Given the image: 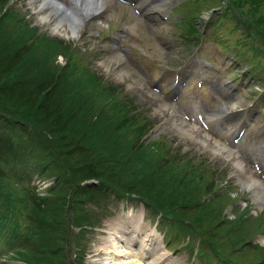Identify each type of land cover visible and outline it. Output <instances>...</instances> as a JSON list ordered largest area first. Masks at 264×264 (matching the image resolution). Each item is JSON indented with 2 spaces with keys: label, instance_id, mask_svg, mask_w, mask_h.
<instances>
[{
  "label": "rangeland",
  "instance_id": "rangeland-1",
  "mask_svg": "<svg viewBox=\"0 0 264 264\" xmlns=\"http://www.w3.org/2000/svg\"><path fill=\"white\" fill-rule=\"evenodd\" d=\"M39 1L0 0V4L3 5L0 17L5 10H10L37 34L35 41H32V44L36 45L34 50L27 47L23 49L19 44L17 46L13 43L9 53L4 54L3 51L6 50L4 46L10 45L6 42L13 33L14 25H10L7 32H2L4 34L0 40L2 59L5 62L9 60L10 65L24 57H28L29 62L34 66L37 61L48 62V67L55 71L54 77L59 79V82L64 80L61 75L67 67V62L87 69L98 79L101 88H106L104 92L110 94L107 99L101 95L98 98L100 106L96 103L94 108L105 106L104 113L111 115L112 119V115L119 113L121 109L119 106L124 107V112L129 118L138 121L134 127L135 132H138L137 127L146 128L142 137L137 138L133 132L128 136L129 138L134 141L138 139L139 146L160 142L161 146H164L165 157L179 163L186 175L190 176L191 169L199 167L211 180L208 184L199 180L202 185L205 187L213 185L202 196L204 204L201 205L205 209L215 205H221L223 208L216 212L220 213L221 218L211 219L215 222L213 231L218 229L217 234H225L227 228H231L230 232L237 241L235 247L245 249L243 252L238 250L234 259L247 264H264V250H262L264 206L253 199L252 193L260 188L259 183L253 188L250 187L253 179H261L260 181L264 182L262 179L264 176L260 174V171H264V42L257 28L259 31L264 29L262 22H259L260 25H257L256 21L250 22L255 14L249 13L252 7L246 5L242 8L241 3L238 4L234 0H80L90 2V8L101 4L104 6L100 12L84 20L85 22L80 19L81 26L76 27L75 30L71 28L73 27L71 21L64 17L65 13L57 12L59 15L53 17L52 11L55 10L48 5L39 6ZM51 1L63 9L70 8L75 3V0ZM72 11L74 13V9ZM74 16L78 19L79 13H74ZM74 32H76L75 37ZM38 36L55 45L58 44L60 48L49 52L51 49L49 45L41 43L37 39ZM63 51L71 53L72 57L66 58ZM33 53H37L36 60ZM29 57L34 59V62ZM45 57H48V61ZM24 65L28 66L27 63ZM37 69L39 68H36V72ZM2 71L3 69H0V81L3 82L6 76L3 77ZM12 75L20 80L23 78L25 88L30 81H35V77L32 79V71L26 77L15 73ZM2 82L0 88L3 87L2 91H7ZM40 82L42 81L39 80ZM8 87L11 90V87ZM91 88L87 84L82 85V91L86 93ZM58 90L55 94L59 96L64 88L60 87ZM15 94L19 95L16 92ZM257 100L258 105H256ZM232 104L237 106L234 112L225 111ZM20 111L21 114L18 113L17 116L13 112L11 117L26 120L30 123V127L26 130L30 133L34 131L35 134L30 137L25 136L26 141L21 145L22 139L10 145L17 151L20 150L22 157H19L20 160L16 165L13 164L8 168L7 181L3 177L1 185L6 186L5 189L8 190L9 183L12 182L10 188L13 190L17 187L18 193L23 194L21 197H28L23 191L27 187L31 193L47 200L48 204L54 206V203H57L61 206L59 215L62 217V223L57 227H64L67 221L68 236L65 239L59 230L53 232L64 237L60 242L56 241L59 249L64 250L63 255L66 258L64 264H93L94 261L104 264L105 256H95V254H97L96 250L102 247V242L107 239V232L110 231L107 225L109 221L122 220L124 215L130 212L140 214L142 218L144 217L146 225L153 230L156 228L160 221L159 214L150 213L135 196L136 194L120 197L115 193H109L103 203L99 202L102 210L93 203L87 202L85 208L92 210L94 216L91 225L74 226V181L73 177L71 181L69 177L73 170L69 169L68 174H65V171L68 166L79 164L80 160L83 165L85 161L79 158L77 153L73 156L74 151L72 153L71 150L62 155L64 162H59L58 158L61 154L52 146L55 142L53 137L41 129L39 123L34 125L35 118L30 112L27 113L25 107ZM31 112L35 113V110ZM90 118L91 114L87 122L85 121L86 124H82L83 127L90 125ZM109 120L108 118L107 121ZM61 123L68 128L67 123L64 121ZM181 123L183 127L186 126L185 130L187 128L190 134L194 133L196 136L197 133L205 132L204 134H208L210 138H216L219 143L232 150L231 158L226 160V155L222 157L210 140L202 146L200 141H195L193 134L192 137L185 135L176 126ZM240 133L241 136L235 143L233 138ZM77 137L76 135L75 138ZM37 139L48 141L52 150L43 153L44 164L35 165L32 160L35 156H31V150L35 152L37 148H32L30 145L36 147ZM107 141L105 146L109 143ZM61 146L71 148L72 144ZM49 154L55 163L48 161ZM73 169L78 170V168ZM81 184L83 188L103 186L96 179L82 181ZM1 189L0 196H4L1 195L3 193ZM222 191L226 192L221 194ZM259 191L263 192V190ZM2 203L7 204L5 201ZM2 203L1 205H4ZM17 207V212L14 211L16 216L10 211L11 205L9 208L5 206L0 211L5 213L10 211L13 215L4 219L8 227L0 232V264H27L26 260L19 259L18 251L14 250H27L26 247L34 250L37 247L41 248L39 238L41 235L35 231L36 237H29L28 213H25L28 212V208L18 203ZM33 207L34 211L35 208H40L38 210L42 213V205L41 207L33 205ZM189 216L192 219L196 215L190 211ZM13 219L21 221L20 231L23 238L29 237V240L27 245L21 243L16 248L10 249L7 248V241L17 239V234L13 232L14 225L9 229L14 222ZM168 225V222L163 223L161 226L165 228L159 226L157 229L161 233L159 238L162 241L163 237L167 236L162 244L161 254L169 255V263L215 264L216 259L213 255L210 258L197 254L199 250L197 238L182 230H173ZM207 226H210L209 223L205 224V227ZM177 234L181 236L175 239ZM72 235L80 236V246L75 245L76 241ZM72 239L73 241H70ZM168 240H170L169 245L166 242ZM188 244L193 248L189 249ZM12 252L14 255L10 258ZM39 253L37 251L34 254L41 255ZM78 253L83 255L80 254L82 256L78 257Z\"/></svg>",
  "mask_w": 264,
  "mask_h": 264
},
{
  "label": "trees",
  "instance_id": "trees-1",
  "mask_svg": "<svg viewBox=\"0 0 264 264\" xmlns=\"http://www.w3.org/2000/svg\"><path fill=\"white\" fill-rule=\"evenodd\" d=\"M234 1L238 4L240 2L242 8L246 7V5L251 6L252 8L249 13L254 12L255 14L252 16L253 19L250 22L256 21L257 25H260L259 22H262L264 29V0ZM2 7L3 5L0 4V13L2 12ZM10 25H14L12 29L13 33L8 37L10 40L6 43L10 45L4 46L6 50L3 53H9V50L13 47L11 45H14L13 43L17 46L19 44L23 49L27 47L34 50L36 45L34 46L32 41H35L37 36L36 31L10 10H5L4 14L0 17V40H2V35L7 32V28H10ZM257 30L260 38H264V30L259 31L258 28ZM196 32L199 33L197 30ZM43 38L38 36L37 39L41 43L49 45L51 48L49 52H53L59 47L58 44L56 46ZM64 49L68 50L67 48ZM63 53L66 58L70 59L72 57L71 53H67L66 51H63ZM33 54L36 60L38 57L37 53ZM2 56L3 54H0V69H3V77L6 76V78L3 79V82H0L7 87H4L7 91H2L3 87L0 88V109H3V111L0 110V188L3 191L1 195H4L0 196V201H5L7 204L5 205V203L1 202L4 205L0 203V211L5 206L9 208L11 205L12 209L10 211L14 213L18 209L17 203L20 206H25V208H28V212L24 211L26 214L28 213L29 237H36V232L41 235L39 237L41 241L40 249L37 247L34 250L26 247L27 250H14L15 252L18 251L19 259L26 260L27 264H64L66 260L63 255L64 250L59 249L57 246V242L63 240L64 237L55 235L53 231L59 230L60 234L65 236V239L69 232L67 221L64 224L65 228L57 227L62 223V217L59 215L61 213V206L57 203H54V206L51 203L48 204L47 200L38 197L35 193H31L27 187L23 191L25 192L24 195H28V197H21L23 194L18 193L17 187H14L13 190L10 188V183L12 182L9 183L8 190L5 189L6 186L1 185L3 177L7 181L6 172L8 168L13 164L16 165L20 160L19 157H22L20 150L17 151L16 148H12L10 145L22 139L21 145V143L26 141L25 136L28 135L30 137L33 133L35 134L34 131L30 133L26 130V128L30 127V123L26 120L11 117L13 112L17 116L18 113L21 114L22 111L20 110H22V107L26 108L27 113L30 112L33 115L35 118L34 125L39 123L41 125L40 128L47 131L53 137L55 142L52 146L61 154V157L58 158L59 162H64L62 155L67 154L71 150L72 153L74 151L73 156L77 153L80 156L79 158H83V161H85V164L82 165V160H80L78 162L81 163L68 166L65 171V174H68L70 173L69 169L73 170L69 177L70 181L72 177L74 181V226L91 225L90 222L93 221L94 216L92 210L85 208V205L88 204L87 202L93 203L102 210L99 202L103 203L109 193H115L120 197L136 194L135 196L145 204L151 213L154 215L161 214L162 223L168 222V226L173 230H182L186 234L197 238L200 256L211 258L213 255L218 261L226 264V262L232 260L231 255L233 252L239 249L242 250V248L235 247L237 241L236 239L234 240L233 233L230 232L231 228H227L228 231L225 234H217L218 229H215L217 232L213 231L215 222L211 219L221 218L220 213L216 212L223 209L222 206L215 205L205 209L201 205L204 204L202 196L213 185L205 187L199 180L203 181L204 184H208L211 182L209 177L204 175L199 167L192 168L190 176L186 175L183 167L178 165L179 163L165 157L164 146H161L160 142H153L147 146H139L138 139L134 141L129 138L128 136L133 132L137 138L142 137L146 128L145 126L143 128L137 127L138 132H135L134 127H136L138 121L132 117L129 118L124 112V107L119 106L121 108L119 113L112 115V119L115 116L114 121H112L111 115L104 113L105 106L99 109L94 108L96 103H98L97 106H100V99L98 98L101 95H104V98L107 99L110 97V94L104 92L106 88H101L98 79L87 69L67 62V67L64 68V72L61 75L64 80L63 82L62 80L59 82V79L54 77L55 71L48 67V62L37 61L34 66L29 62L28 57H24L17 63L15 62L10 65L9 60L7 59L8 61L5 62ZM45 58L48 61V57ZM30 60L34 62V59L30 58ZM24 63H27L28 66H25ZM6 65L9 67H6ZM36 68H39L37 72ZM31 71L33 75L36 72V75H32V79L35 77L36 82L30 81L27 88L23 84L24 79L22 77L20 80L13 75L11 76L12 73H15L26 77ZM79 76L80 78H78ZM39 80L42 82L39 83ZM84 84L92 87L87 93L82 91V85ZM7 85L11 87V90ZM60 87L64 88V90L58 96L55 93L59 91ZM14 91L19 95H16ZM54 98L56 99L53 101ZM32 110H35V113L31 112ZM90 114V125L83 127L82 124H86L85 121ZM108 118L110 119L109 121H107ZM59 120L67 123L68 128H65L61 123L62 121L59 122ZM73 132L78 136L77 138H75L76 135ZM1 140L5 142L2 143ZM106 141L109 142L107 146L104 145ZM62 144H67V146L72 144V146H70L71 148H64L61 146ZM30 146L37 148L35 152L30 149L31 156H35L32 159L35 165L36 163L44 164L43 153L46 154L52 150L49 147L50 143L44 139H37V146ZM63 150L65 151L63 152ZM52 159L50 155L48 161L54 162ZM189 164L193 166L191 163ZM73 168H78V170L76 171ZM78 172L84 174L81 175ZM43 174L44 172L41 173V175ZM93 179L100 181L103 186L81 187L82 181ZM90 195L93 196L89 197ZM39 204L42 205V213L38 210L40 208H35L36 212L33 210V205L41 207ZM68 210L70 211V208ZM10 211L7 213L0 212V232L8 227L4 219L13 216ZM190 211L196 215L192 219L189 216ZM14 216H16L15 213ZM186 219L190 220L186 221ZM13 221L9 229L14 225L13 229L20 231L21 221H17V219H13ZM206 223H209L210 226L205 227ZM72 236L76 241L75 245H79L80 236ZM180 236V234H177L175 239L180 238ZM29 237L23 238L22 236L23 241L21 242L27 245ZM241 238L243 239V237ZM187 247L193 248L191 244H188ZM37 251L41 255L36 256L34 253ZM80 254L82 253H78V257L83 255Z\"/></svg>",
  "mask_w": 264,
  "mask_h": 264
},
{
  "label": "bare ground",
  "instance_id": "bare-ground-1",
  "mask_svg": "<svg viewBox=\"0 0 264 264\" xmlns=\"http://www.w3.org/2000/svg\"><path fill=\"white\" fill-rule=\"evenodd\" d=\"M39 3H40L39 6L48 5V6H51L53 10L55 11L57 10L56 12L52 11L53 17L54 15L56 16L59 15L58 13H65L64 17H66L67 19L71 21V25L73 26L71 28H74V29L76 27L81 26V20L84 21L88 18H91L94 13L100 12L104 6V4H101V6L97 5L94 8H90V5H91L90 2L80 1V0H75V3L71 5L70 8H67V9L60 8L58 4H55L51 0H40ZM72 9H74V13L76 12L79 13L78 19H76L77 17L74 16ZM68 33H70V31ZM75 33L76 32H74V35H73L74 37L76 36ZM73 36L69 35L70 38H73ZM114 60L116 61L117 59L115 58ZM160 107L163 108L166 106H160ZM228 108L229 109L225 111L231 110V112L233 113L234 109L237 108V106L232 104L231 107H228ZM176 126L179 127L180 130H182L183 133L185 135H188L189 137H192L191 135L193 134V137H195L194 138L195 141L196 140L197 142L200 141L199 143L202 146L204 145V143L205 144L209 143V140H210L211 142H213V145L217 147L216 150L218 153L222 155V157L226 155V160H229L231 158L230 156L231 154H233L232 150L230 151V149H228L225 145H222L221 143H219L216 138H210L208 134H204L205 132L197 133L196 136L194 135V133L190 134L187 128L185 130L186 126L184 125L185 127H183V123H181L180 125H176ZM234 157L235 158L237 157L236 154H234ZM236 163L238 164V162ZM263 172H264L263 170L262 172L260 171L261 176L262 175L264 176ZM260 180L253 179L252 182L250 183L251 184L250 187L253 188L255 184L259 183L258 185L260 186V188H258L257 191H253L252 189L253 191L252 194H254L253 199L258 204L261 203L262 206H264V202H263L264 201V182ZM259 190H263V192L261 193ZM109 222L110 223H108L107 226H109L110 231L107 232L108 234L107 239L103 241L100 238L103 241L102 242L103 245L101 248H98L96 250L97 254H95V256H102V255L105 256L104 264H158V263L159 264H162V263L163 264L164 263L165 264H175V263L168 262L169 255L161 254V250L159 249L161 244H158V242L154 241L155 240L154 233L148 227L144 225V222L142 221V217L140 214H134V213L131 214L130 212L128 215H124V218L122 220L117 219L115 221L113 220ZM263 244H264V239H263ZM93 264H103V263H101L100 261L99 262L94 261Z\"/></svg>",
  "mask_w": 264,
  "mask_h": 264
}]
</instances>
